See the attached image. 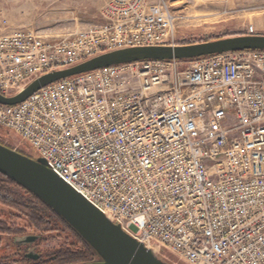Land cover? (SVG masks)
Instances as JSON below:
<instances>
[{
  "label": "built area",
  "instance_id": "obj_1",
  "mask_svg": "<svg viewBox=\"0 0 264 264\" xmlns=\"http://www.w3.org/2000/svg\"><path fill=\"white\" fill-rule=\"evenodd\" d=\"M177 19L169 0H105L100 19L63 35L4 33L0 93L13 97L41 74L107 51L175 45ZM1 128L158 253L264 264V50L65 78L0 103Z\"/></svg>",
  "mask_w": 264,
  "mask_h": 264
},
{
  "label": "water",
  "instance_id": "obj_2",
  "mask_svg": "<svg viewBox=\"0 0 264 264\" xmlns=\"http://www.w3.org/2000/svg\"><path fill=\"white\" fill-rule=\"evenodd\" d=\"M242 50H264V34L229 35L189 44L168 43L119 48L97 54L75 65L41 74L13 97L0 93V103L18 104L49 84L109 66L144 60H194ZM0 173L40 198L94 249L98 255L96 260L82 264H172L166 256L147 247L92 205L62 180L42 156L30 157L0 143ZM36 239L37 236H28L25 242L32 243ZM26 257L35 260L40 258V254L27 253Z\"/></svg>",
  "mask_w": 264,
  "mask_h": 264
},
{
  "label": "rangeland",
  "instance_id": "obj_3",
  "mask_svg": "<svg viewBox=\"0 0 264 264\" xmlns=\"http://www.w3.org/2000/svg\"><path fill=\"white\" fill-rule=\"evenodd\" d=\"M61 1L0 0V35L14 30H32L40 35H63L88 23L77 20L82 19L81 16L86 11L87 15L98 14L100 9V0H70L71 6L62 8L58 6ZM147 1L153 3L158 0ZM169 3L179 17L175 29L176 44L247 34V26L250 24L254 25L257 31L255 34H264V0H169ZM94 18L93 21L99 19ZM0 141L28 155L39 157L32 147L20 142V138L9 129H0ZM0 198L34 202L32 196L22 187L2 182L1 179ZM8 211L10 209L0 203V221L21 228L23 235L17 238L13 235L0 237V264H34L33 261L24 260L27 253H37L46 259L48 254L63 247L69 246L76 250L83 246L62 223H58V230L44 233L31 227L24 216L14 220ZM28 236H37V239L29 244L25 242ZM162 255L172 264H184L174 254Z\"/></svg>",
  "mask_w": 264,
  "mask_h": 264
},
{
  "label": "trees",
  "instance_id": "obj_4",
  "mask_svg": "<svg viewBox=\"0 0 264 264\" xmlns=\"http://www.w3.org/2000/svg\"><path fill=\"white\" fill-rule=\"evenodd\" d=\"M19 152L28 155L27 153H24L22 151H19ZM29 156L33 157L32 155H29ZM0 179L2 180V182L4 181L12 185L20 186L17 184V182L11 180L9 177L4 176L1 173H0ZM23 189L26 190L32 196L34 202H23V201H19L16 198H12V199L0 198V203L4 206H7L8 209H10V211H8V214L14 220L15 219L18 220L22 218V216H24L27 219L26 221L29 223L31 227H34L38 230H42L44 231V233L53 232V231L58 230L57 229L58 223H62L66 228L70 230V232L74 233V235L82 243L81 245H83L82 248L76 249V250L72 249L69 246L63 247L61 249H58V251L56 252L48 254V256H46V259L40 256L39 259L31 260V259H28L25 255L24 260L33 261L34 264H59V263L60 264H82V263L92 262L96 260V258L98 257L97 253L80 236V234L72 228V226L67 221H65L52 208L48 207V205L44 203L40 198L32 194V192H29L25 188ZM22 233L23 231L21 230V228L14 227V226L9 225L7 222L0 221V237L5 236V235H9V236L13 235L14 237L17 238L18 236L20 237L21 235H23Z\"/></svg>",
  "mask_w": 264,
  "mask_h": 264
},
{
  "label": "crops",
  "instance_id": "obj_5",
  "mask_svg": "<svg viewBox=\"0 0 264 264\" xmlns=\"http://www.w3.org/2000/svg\"><path fill=\"white\" fill-rule=\"evenodd\" d=\"M104 1L105 0H100V2H99V4H100V7L99 8L100 9H99L98 14H94V13H90L89 14L88 13V15H87V12L88 11H86V13L83 16H81L82 19H77V20H80V21H83V22H87V21L90 22V21H93V19H95L94 17H98L100 19V10H101V6H103V4H104ZM58 6H60L61 8L62 7H65V6H68L69 7V6H71V1L70 0H62ZM49 35H60V34H49Z\"/></svg>",
  "mask_w": 264,
  "mask_h": 264
},
{
  "label": "snow or ice",
  "instance_id": "obj_6",
  "mask_svg": "<svg viewBox=\"0 0 264 264\" xmlns=\"http://www.w3.org/2000/svg\"><path fill=\"white\" fill-rule=\"evenodd\" d=\"M111 171L115 174V179H116L117 184H119V182H120L121 180L125 179V177H124L122 174L116 173V169H115V168L111 169ZM101 175H102L105 179L107 178V176H106L105 173H101Z\"/></svg>",
  "mask_w": 264,
  "mask_h": 264
},
{
  "label": "flooded vegetation",
  "instance_id": "obj_7",
  "mask_svg": "<svg viewBox=\"0 0 264 264\" xmlns=\"http://www.w3.org/2000/svg\"><path fill=\"white\" fill-rule=\"evenodd\" d=\"M30 244V243H29Z\"/></svg>",
  "mask_w": 264,
  "mask_h": 264
}]
</instances>
